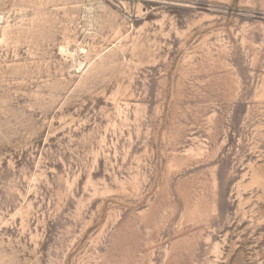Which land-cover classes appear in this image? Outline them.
Masks as SVG:
<instances>
[{
	"label": "rangeland",
	"instance_id": "1",
	"mask_svg": "<svg viewBox=\"0 0 264 264\" xmlns=\"http://www.w3.org/2000/svg\"><path fill=\"white\" fill-rule=\"evenodd\" d=\"M0 264H264V0H0Z\"/></svg>",
	"mask_w": 264,
	"mask_h": 264
}]
</instances>
